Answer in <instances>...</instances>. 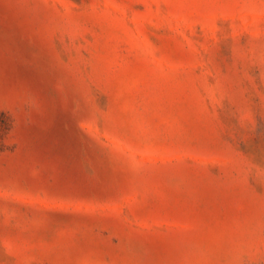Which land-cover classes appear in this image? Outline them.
Segmentation results:
<instances>
[{
    "label": "rangeland",
    "instance_id": "374dc122",
    "mask_svg": "<svg viewBox=\"0 0 264 264\" xmlns=\"http://www.w3.org/2000/svg\"><path fill=\"white\" fill-rule=\"evenodd\" d=\"M0 264H264V0H0Z\"/></svg>",
    "mask_w": 264,
    "mask_h": 264
}]
</instances>
